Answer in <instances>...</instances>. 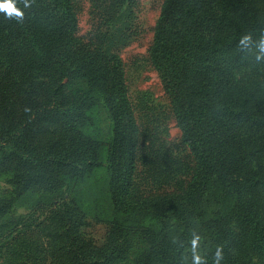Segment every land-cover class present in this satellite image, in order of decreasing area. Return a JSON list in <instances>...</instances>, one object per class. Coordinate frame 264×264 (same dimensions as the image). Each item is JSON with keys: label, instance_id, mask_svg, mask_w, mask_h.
<instances>
[{"label": "trees", "instance_id": "16d2710c", "mask_svg": "<svg viewBox=\"0 0 264 264\" xmlns=\"http://www.w3.org/2000/svg\"><path fill=\"white\" fill-rule=\"evenodd\" d=\"M23 2L22 22L0 13V177L11 186L0 194V264H192L194 235L203 264L217 246L221 264H264V0H162L148 58L190 160L141 170L111 35L139 0H91L86 33L75 0ZM135 33L132 22L119 30L122 40ZM98 103L110 120L105 140L85 128ZM103 145L113 213L97 242L69 196L102 163ZM27 192L51 196L37 241L10 228L13 201Z\"/></svg>", "mask_w": 264, "mask_h": 264}, {"label": "rangeland", "instance_id": "374dc122", "mask_svg": "<svg viewBox=\"0 0 264 264\" xmlns=\"http://www.w3.org/2000/svg\"><path fill=\"white\" fill-rule=\"evenodd\" d=\"M75 2L79 31L86 33L94 22L91 0ZM161 2L162 0H139L132 14L122 13L111 29L112 41L117 43L124 61L129 94L135 105L140 127L142 142V155L138 162L140 170L155 166L159 158L165 159V164L168 162L173 164L174 160L182 163L190 160L188 148L180 141L181 132L175 123L169 99L164 93L157 71L148 58L147 49L152 40ZM131 22L136 33L122 40L119 30ZM91 116L86 130L102 140L107 139L110 135V120L100 103L93 107ZM101 158L100 165L72 186L69 196L72 199L71 203L79 202L86 214V223L79 227L80 230L86 237H91L97 242L104 238V221L113 213L104 145L101 148ZM10 188L6 175H1L0 194H10ZM50 200V195L41 192H27L16 197L10 210V215L13 216L10 228H18L22 235L20 240L41 239ZM16 263L24 264L23 258L19 257Z\"/></svg>", "mask_w": 264, "mask_h": 264}, {"label": "clouds", "instance_id": "9594fccd", "mask_svg": "<svg viewBox=\"0 0 264 264\" xmlns=\"http://www.w3.org/2000/svg\"><path fill=\"white\" fill-rule=\"evenodd\" d=\"M24 7H30L29 0H24ZM0 13H4L5 16L9 19L15 18L17 22H22L24 17V12L21 8L17 7V0H0ZM251 33H246L242 35L240 39V44L243 45L246 41L251 39ZM262 42H264V36H262ZM260 60V57H257V61ZM200 237L194 235L191 241L192 248V264H203L204 258L198 253L197 249L199 248ZM224 259L223 247L217 246L215 253L213 255V264H221V261Z\"/></svg>", "mask_w": 264, "mask_h": 264}]
</instances>
